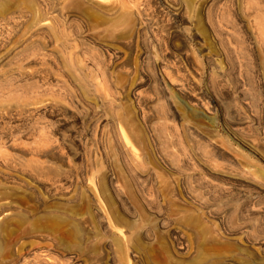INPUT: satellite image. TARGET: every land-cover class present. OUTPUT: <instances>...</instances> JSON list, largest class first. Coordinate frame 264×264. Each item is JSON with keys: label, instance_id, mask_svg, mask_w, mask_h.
Here are the masks:
<instances>
[{"label": "rangeland", "instance_id": "obj_1", "mask_svg": "<svg viewBox=\"0 0 264 264\" xmlns=\"http://www.w3.org/2000/svg\"><path fill=\"white\" fill-rule=\"evenodd\" d=\"M186 1L0 0L23 11L14 44L43 27L75 36L23 83L58 106L0 120V264H264V0ZM235 12L249 22L239 52ZM11 138L59 149L23 172Z\"/></svg>", "mask_w": 264, "mask_h": 264}, {"label": "bare ground", "instance_id": "obj_2", "mask_svg": "<svg viewBox=\"0 0 264 264\" xmlns=\"http://www.w3.org/2000/svg\"><path fill=\"white\" fill-rule=\"evenodd\" d=\"M189 9H190V0H187L185 4L186 13H188ZM22 12L23 11L20 7H17L15 9L10 8L8 2H4L0 5V74L3 71V68L7 66L13 58L17 60L20 56L25 55L24 56L25 59L20 60L17 68H15V72L12 75L4 76L2 78V81H0V120L2 121L6 119L19 121L20 118L30 116V115H35V114L37 115L41 110L52 111L53 109H55V107L58 106L59 102L56 101L58 103L57 104L52 99H41L40 97L34 96V94H30V95L25 94V92L23 91V83H30L31 80L38 77L39 72H37V70H35V67H34L35 66L34 64L38 63L37 60H39L40 64L43 65V63L45 62V59L48 56H50L52 53H54L55 50L63 52L65 57H67L68 52L75 45L74 43L75 36L73 37L74 33L72 31L68 33L66 30L55 28L54 26L50 28L43 27L40 29L32 30V31L28 30L29 33L27 34L28 35L27 37L24 36L23 34L27 30L26 31L24 30L21 33L23 34L22 36H24V40L23 39L21 41L19 40L18 42L14 44L11 39L12 32L14 31L13 29H15V26L13 25L15 24L14 22L15 19L19 15H21ZM232 25H233L232 29L234 32L235 44L237 45V51H238L239 48L241 49V46H242L241 44H245L247 42L245 38L244 40L241 41L240 34L243 33L242 28L245 27L246 25L248 26L249 22L245 14H242V13L239 14L238 12H235L233 15ZM210 27L213 32L217 31V26L215 24H211ZM16 30L17 29H15V32ZM34 36H38V38L39 36H43V38H47V41L44 42V40L41 38L39 39L43 42H39L40 40L39 41L37 40V42L39 43L37 42L35 43L36 40L34 42L29 41L31 38H35V39L37 38ZM76 41H78V39ZM33 44H36V45H33ZM237 51L236 53H233L234 54L233 64L235 67L234 69L236 71H237V64H238V52L240 50L238 52ZM39 55H41L40 57L42 58H40ZM38 57L39 59H36ZM75 72H76L75 68L67 67L66 75L67 77L74 78V76L76 75ZM80 81H81L80 85L82 89L84 90V92L89 91V89L92 90L91 88L93 87V85H91L88 80L80 79ZM96 87L100 88V85H96ZM57 123L60 125H66V123L68 122L67 120L64 119V120H57ZM119 135H121V137ZM122 137L123 136L121 133L116 134L115 141L118 143V146H119V143H122V145L125 144L121 140ZM17 141H22V140L21 139L16 140L13 138L8 139V140L6 139L2 143V148L3 149L10 148V147L20 148V150L25 152L26 155L30 156L31 163H28V164L24 163L21 165V168H22L21 171L23 172H28L29 170L31 173L32 172L37 173L39 171L46 169V167L41 166V164L38 165V162L34 159V157H38L40 155H46L48 152L54 151V148L59 149L58 146L53 145V143L49 140H47L45 143L36 144L37 139L35 138L34 144L30 147L19 146L16 143ZM124 142H126L125 139H124ZM126 145H128V143ZM126 145H124L125 147L122 146V148H119L120 147L119 146L117 149V153L118 155H121L122 158L124 157L125 159L129 160V162L131 161L130 163H132L131 164L132 169L136 170L140 166L134 164L133 162V157L130 152L133 148L131 149V144H129L130 150L128 151L126 147H129V146H126ZM8 155L9 154L6 153L5 151L4 152L0 151V172L4 169H8L9 166H11ZM32 164H35V165L32 166ZM54 169L60 170V169H63V167L62 165H59L58 167ZM34 176H36V174H34ZM4 207L5 206H3L2 204L0 205V218H3L11 214V212L9 210L4 209ZM36 258L32 260L34 261V263H35ZM31 263L33 264V262ZM36 264H53V262L40 259V260H37Z\"/></svg>", "mask_w": 264, "mask_h": 264}]
</instances>
